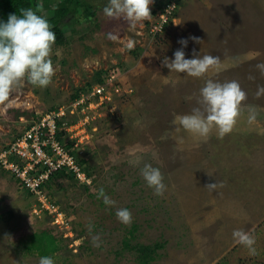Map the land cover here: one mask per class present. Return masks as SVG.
Returning <instances> with one entry per match:
<instances>
[{
	"label": "rangeland",
	"instance_id": "374dc122",
	"mask_svg": "<svg viewBox=\"0 0 264 264\" xmlns=\"http://www.w3.org/2000/svg\"><path fill=\"white\" fill-rule=\"evenodd\" d=\"M87 1L94 15L83 19L77 8L76 18L65 19L64 41L53 46L52 82L39 88L25 81L0 104V147L40 112L65 103L97 70L113 69L119 96L106 109H88L92 129L85 127L81 149L89 185L59 176L45 186L66 224L57 227L49 215H34L32 197L0 170V264H39L40 256L22 245L42 229L57 241L58 249L48 255L55 264H137V244L157 245L147 264H264V93L257 96L264 88L257 67L264 64V0H178L169 24L155 36L147 33L155 15L135 24L110 21L103 11L109 0ZM181 48L188 59L218 56L220 70L202 78L170 71L163 61ZM209 78L235 80L247 94L233 131L218 139L213 130L207 140L177 134L172 121L198 107ZM250 109L257 113L252 123ZM144 164L163 174L162 196L146 185ZM215 182L214 191L205 186ZM101 188L114 206L97 199ZM118 208L131 211L130 225L117 220ZM236 229L254 236L256 255L236 243Z\"/></svg>",
	"mask_w": 264,
	"mask_h": 264
},
{
	"label": "clouds",
	"instance_id": "9594fccd",
	"mask_svg": "<svg viewBox=\"0 0 264 264\" xmlns=\"http://www.w3.org/2000/svg\"><path fill=\"white\" fill-rule=\"evenodd\" d=\"M152 2L153 0H109L103 11L110 21L123 20L127 24H135L151 19L149 5ZM42 10V4L37 5L36 11L32 8H22L19 15L11 13L7 22H0V104L5 103L25 81L39 88H45L52 82L56 69L51 54L56 42V34L48 19L37 14ZM112 36L113 34L109 33V37ZM190 39L198 43L201 41L198 37H190ZM178 42L186 47L188 41L181 39ZM163 64L170 71L202 78L209 71H219L221 62L218 56L213 55L201 57L194 54L191 59L185 58L181 48L174 52V59L169 61L165 58ZM257 67L264 72V64H259ZM261 93H264V88L257 92V96L259 97ZM246 99L247 94L237 81L221 83L209 78L199 90L198 107L193 108L190 114L177 115L172 121L175 131L177 134L186 132L194 138L207 140L215 130L217 138L223 139L233 131L241 114L242 102ZM256 116V111L250 109L249 123L255 121ZM177 141L183 143V137L178 135ZM139 162L140 159L137 157L134 163L139 164ZM140 171L146 185L153 189L155 195L162 196L166 185L163 183L164 177L160 169L151 164H144ZM205 186L210 191H214L217 182ZM96 195L97 199L103 198L107 206H114L116 203L105 194L103 188ZM116 217L124 225H130L132 222V213L127 208H118ZM89 230L91 231V226ZM232 235L236 243L248 249L250 255L257 254L254 236L240 229L234 230ZM92 242L94 246L99 247L98 236H93ZM39 264H55V262L50 256H41Z\"/></svg>",
	"mask_w": 264,
	"mask_h": 264
},
{
	"label": "built area",
	"instance_id": "2783aa9c",
	"mask_svg": "<svg viewBox=\"0 0 264 264\" xmlns=\"http://www.w3.org/2000/svg\"><path fill=\"white\" fill-rule=\"evenodd\" d=\"M173 7L170 2L155 15L148 24L149 35H158L164 29ZM101 79L100 84L84 87L85 91H79L73 101L40 112L18 136L0 147V170L7 172L17 186L32 197V213L49 215L57 227L66 224V219L49 197L45 185L56 172L71 176L81 185H89L90 177L83 171L84 163H78L87 158L81 149V139L88 136L85 129L91 113L88 109H106L114 95L118 98L120 91L115 72L109 71L101 75ZM67 114L75 117L68 120Z\"/></svg>",
	"mask_w": 264,
	"mask_h": 264
},
{
	"label": "trees",
	"instance_id": "16d2710c",
	"mask_svg": "<svg viewBox=\"0 0 264 264\" xmlns=\"http://www.w3.org/2000/svg\"><path fill=\"white\" fill-rule=\"evenodd\" d=\"M153 1L154 2L151 4L153 8L150 9L151 15H156L160 11L162 12L163 8L173 1L174 7L170 11V17L173 16V13L175 12V5H176L175 3L178 2V0H153ZM52 3H54L55 5L52 6ZM41 4L43 5V9L47 10L50 13V15L46 18L48 19L49 23L52 25V30L56 34L55 45L61 44L64 41L62 28L67 23L65 19L68 20V23L71 22L75 17V15L78 13L77 8L81 10L79 15H81L83 19L87 20L94 15L93 6L87 0H0V22H7L8 15L11 13H16L17 15H19L20 9L22 8H32L34 11H36L37 5H41ZM75 20L78 21L77 19ZM168 24L169 22L167 24H164L165 25L164 28ZM110 72H114L113 69H111ZM101 74H104L103 70L95 71L92 77V81L87 82V84L84 87L91 88L93 85L100 84L102 82ZM84 87L80 88L79 90L76 89L72 94H70L69 99L66 102L69 103L74 99V97H77L79 91L82 90L85 91ZM52 108H56V106H51L48 109H52ZM34 119H36V117ZM89 124L90 123H87L85 125L87 129H89L88 127H90ZM78 163H84L83 171L87 176H89L87 160H78ZM59 176H68V175L63 174L62 172H56L53 174L52 177H59ZM69 177L72 178L71 176ZM74 181L76 182V180ZM123 245L128 246L126 241H123ZM22 247L26 252H31V253L33 252L41 257V256H48L49 254L55 252V250L58 249V244L55 239V236L50 233V230L47 231L46 229H42L36 233L34 232L29 234L28 237L25 238V240L23 241ZM156 247L157 245L150 246L143 244H137L133 246V249L137 253L136 255L137 264H147V262L152 259L153 252Z\"/></svg>",
	"mask_w": 264,
	"mask_h": 264
}]
</instances>
